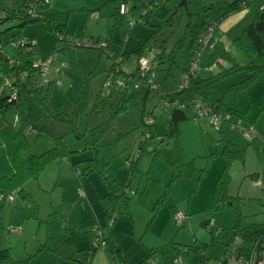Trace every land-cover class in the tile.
<instances>
[{
    "label": "rangeland",
    "instance_id": "1",
    "mask_svg": "<svg viewBox=\"0 0 264 264\" xmlns=\"http://www.w3.org/2000/svg\"><path fill=\"white\" fill-rule=\"evenodd\" d=\"M186 1V5H179L180 0H126L129 10L116 19L112 15L114 3L108 0L39 3V10L46 7L69 12L67 40H61L40 22H27L18 28L20 18L0 21V31L7 29L0 43L8 58L16 54L21 36L34 39V64L51 58L40 76L48 88L49 110L39 105L32 94L25 96L32 119L25 131L31 151L41 153L53 147L55 136H61L71 151L47 163L36 179L23 184L29 193L27 198L16 193L4 201L0 198V249L8 250V257L0 259V264L21 259H27L26 264L117 263L119 256L112 254L111 241L122 247L128 264H174L178 258L180 262L176 264H240L232 255L244 243L239 236L231 241L233 227L236 221L241 227L264 222V192L255 183L259 174L253 176L263 171L264 160L258 159L252 138L232 124L239 121L241 126L252 125L259 135H264V71L244 83L248 72L236 70L219 77L211 89L214 97L223 96L226 105L245 111V119L232 116L230 123L214 125L210 116L200 115L195 120L194 110H187L188 119L180 123L178 139L166 136L170 106L165 103L174 96L184 75L187 41L174 53L172 67L166 58L182 35L189 12L197 8L196 0ZM210 1L215 0H201ZM11 3L12 0H0V12ZM167 9L173 10V24L157 28L160 15ZM251 18L245 8L212 31L198 55V75L206 77L220 69L218 61L216 65L208 64L212 46L218 40L235 62L246 63V54L234 38ZM156 28L148 46L137 54ZM140 58L151 67L157 65L152 69L157 88L151 89L137 79L138 86L130 88L137 90L136 106L114 114L121 89L103 85L106 69L114 64L124 71H133ZM222 65L227 68L231 62ZM9 66L10 61L0 59V88L5 92H9L13 75L2 71ZM97 66L104 69L98 70ZM87 74L91 75L81 97ZM78 100L81 108L77 109L73 131L70 123L53 114L71 113ZM14 118L15 109L10 107L0 116V127L13 123ZM147 123L154 136L149 135ZM19 124L15 122L16 126ZM99 124L104 125V131L98 138L96 153L84 148V140L76 133ZM230 138L245 151L243 161L233 159L227 167L228 193L237 198V203L226 206L215 203L213 190L225 165L220 152L224 141ZM15 146L11 137L0 144V175L10 173L8 153ZM94 157L104 164L105 174L114 183L129 181L127 203L120 197L109 210L110 218L104 215L100 200V195L108 191L104 173L85 169ZM136 157L138 170L130 175L127 163ZM177 160L193 161L195 168L171 180V163ZM144 189L147 195L142 198L139 193ZM89 220L91 225L87 226ZM95 228L106 238V245L96 249L92 231ZM54 240L68 244L74 259L50 252L45 244Z\"/></svg>",
    "mask_w": 264,
    "mask_h": 264
},
{
    "label": "trees",
    "instance_id": "2",
    "mask_svg": "<svg viewBox=\"0 0 264 264\" xmlns=\"http://www.w3.org/2000/svg\"><path fill=\"white\" fill-rule=\"evenodd\" d=\"M108 1L114 3V11L112 15L116 19L117 15H119V3L123 1L126 2V0ZM153 1L154 0H151V3H153ZM30 2L31 0H12L11 6L7 10H1L0 21L11 18H20L19 24L16 25L18 28L22 27L27 22H40L45 29L57 33L61 40H67L65 30L69 12L53 8L41 11L38 10L37 5L36 14L31 15L29 13ZM15 5L19 7L15 8ZM261 5L263 7L262 9H260ZM196 6L197 8L195 11L189 12L182 35L179 36L167 55L166 61H168L169 66H173L174 53L184 46L186 40L187 43L185 44L184 51L185 67L183 69L185 72L189 68L191 59L200 53L203 46V39L207 33L213 31L217 24L229 14L245 8L250 11L252 18L239 35L234 38V42L244 51L247 61L245 64H238L223 47L220 40L214 43L208 57V64L211 65L221 59L231 62V65L227 68L220 65L218 72L214 74L211 73L206 77L198 75L195 71V74L189 77L186 87L180 90L176 88L174 96L167 101V103L171 102L173 104L166 105L170 106V116L168 118L169 130L166 136L175 139H178L181 132L180 123L188 119L186 111L194 110L199 104L206 105L213 111L228 112L232 116L245 119V111H238L236 108L226 105L223 96L214 97L211 94V89L219 77L225 76L236 70H245L248 72V76L244 83L251 81L261 71H264V0H215L214 2L210 1L208 3H202L201 0H196ZM160 19L161 21L157 25V28L162 25H172L173 10H165L160 15ZM157 28L156 30H153L143 42L142 46L137 50V54L141 53L145 46H148V40L154 37ZM6 30L7 29L0 31V40L2 33ZM17 36H20V31L17 32ZM32 40L33 37L31 36L19 37L20 42L16 46L17 51L12 58H8L5 55L3 45L0 43V59L3 61H10L9 68L2 73L13 75V78L9 83V92H5L0 88V116L3 115L8 108L13 107L17 116L16 122H20L18 126L14 123L7 122L0 127V144L3 143V140L6 137H11L16 142L14 151L8 153V158L12 165V171L8 174L0 175V196L2 201H4L8 195L14 193L20 195L23 199L27 198L29 193L23 189V184L29 179H36L47 163L65 157L71 152L61 136H55V145L41 153H33L26 138L25 131L28 126L32 124V119L29 115V108L25 102L26 94H32L39 105L44 107L47 111L49 110L47 105L48 88L42 84L40 80L42 70L32 61V55L35 53V48L31 43ZM114 68L115 65L112 64L106 70L111 71ZM153 68H157V65ZM97 69L100 70L104 68H99V66H97ZM135 72L136 69L130 72H123L121 68L118 67L115 71V75L119 77H134ZM90 75L91 74H87L84 89L80 91L82 94L81 97L84 96L86 82ZM119 88L121 89V97L114 110V114L127 108L135 107L137 104V90ZM13 92L15 93V98H12ZM76 106L77 108L69 114L59 112L58 114H53V117L70 123L73 126V131H75L77 109L81 108L79 100L77 101ZM148 126L149 135L154 136L153 130L149 124ZM103 131L104 125L99 124L95 127L87 128L83 133H76V136L81 137L84 140V148H92L97 153L98 138ZM252 142L258 159L260 161L264 160V135L258 134L257 137L252 138ZM244 151L245 149L236 144L232 138L224 141L220 155L225 159V165L213 190V199L216 204L233 206L237 203V198L228 193L227 182L229 175L227 167L229 162L233 159L243 161ZM138 157L131 161L128 166L130 175H133L138 170ZM171 165V180L178 176L187 175L195 168L193 161L179 162L177 160L171 163ZM85 169H97L104 173L105 181L108 185V191L100 196V200L103 203L104 215L107 218H110L109 210L114 208L120 197H122L124 202L127 203L125 191L129 185V181L126 180L121 184L114 183L113 180L105 174L104 164L101 163L97 157L90 158ZM255 175L258 174L254 173L253 176L255 177ZM139 195L144 198L147 195V191L144 189ZM233 231L231 241L235 239L236 236H239L244 243L242 248H247L252 241L264 234V222L241 227L236 221ZM45 246L50 252H57L65 258L74 259L72 256L73 254L69 251L71 247L68 244L64 245L62 240H55L50 244H45ZM111 247L112 254L114 256H119V261L116 264H128L126 258L121 253L122 247L115 244L114 241H111ZM7 257L8 250L6 248L0 249V259ZM26 261L27 259L14 260L12 264H26Z\"/></svg>",
    "mask_w": 264,
    "mask_h": 264
},
{
    "label": "built area",
    "instance_id": "3",
    "mask_svg": "<svg viewBox=\"0 0 264 264\" xmlns=\"http://www.w3.org/2000/svg\"><path fill=\"white\" fill-rule=\"evenodd\" d=\"M49 0H31L30 7H29V13L31 15L36 14V6L39 3H48ZM262 5L260 6V9H262ZM129 10L128 3L123 1L120 2L118 5V12L119 14H125ZM212 33V31H209L205 38L203 39V45L206 43L209 35ZM20 41L16 44V46L19 44ZM32 45H35L34 39L31 41ZM203 47V46H202ZM199 55V53H198ZM198 55L194 56L191 61L189 68L184 72V75L180 82L177 85V89L180 90L188 84L189 77L193 76L195 74V71L197 69V60ZM51 58H48L45 62L36 64L40 67L42 72L48 64H50ZM117 66L111 71H108V74L106 75L103 85L104 86H117L121 88L130 89L133 85L134 88L138 86V82L136 80H143L151 89H156L157 86L155 84V73L153 72L152 68L145 59L140 58L138 61V66L136 68V72L134 77H119L115 75V71L117 70ZM12 98H15V93L13 92ZM170 105L173 103H165V105ZM200 115H208L210 116L212 123L214 125H217L218 123L222 122H230V114L228 112H218L213 111L210 107L199 104L194 109L193 118L195 120L198 119ZM150 122V119L147 120ZM233 123V122H232ZM149 124V123H147ZM232 125H235L244 135L249 136L251 138H255L258 135L257 130L254 126L248 125V126H241L239 121L234 122ZM131 162V161H130ZM130 162L127 163V165L130 164ZM255 182L261 187L262 191L264 192V171H262L258 179L255 180ZM81 193V191H79ZM9 197H12V194L8 195ZM13 231H17V229L13 228ZM11 230V231H12ZM93 233H95V238L93 240V247L97 248L99 245L105 246L106 240L102 237L101 231H99L97 228L92 230ZM236 260L239 261L240 264H264V234L257 237L254 241L250 243V245L247 248H238L232 255ZM180 259H174V264L179 263ZM111 264H116L115 262H112Z\"/></svg>",
    "mask_w": 264,
    "mask_h": 264
},
{
    "label": "crops",
    "instance_id": "4",
    "mask_svg": "<svg viewBox=\"0 0 264 264\" xmlns=\"http://www.w3.org/2000/svg\"><path fill=\"white\" fill-rule=\"evenodd\" d=\"M39 6H37V8H38ZM41 8V11H43V10H47V9H49V8H46V7H40ZM39 10V9H38ZM235 13H237V12H234V13H231V14H229L227 17H230V16H233V15H235ZM227 17H225L221 22H223ZM221 22H219L218 24H217V26H219L220 24H221ZM216 26V27H217ZM32 37V36H31ZM218 63H220L221 65L224 63L225 64V61H223V60H221V59H219L218 60ZM212 65H216L215 63L214 64H211V66ZM223 66V65H222ZM123 72H130V71H124L123 69H121ZM0 71H1V68H0ZM3 72V71H2ZM1 76V75H0ZM239 111V110H238ZM29 115H30V112H29ZM31 117V116H30ZM16 118H17V116H16V113H15V118H14V124H15V122H16ZM236 118H238V117H236ZM230 119H232V115L230 116ZM223 124H228V123H230L229 121H225V122H222ZM6 124V123H5ZM3 126V125H2ZM32 127V126H31ZM233 139V138H232ZM11 171H12V169H11ZM10 171V172H11ZM257 174H260V172L259 173H257ZM26 183V182H25ZM256 183V182H255ZM23 189H24V187H23ZM80 193V192H79ZM80 194H82V192L80 193ZM104 194H105V192H104ZM13 195V194H12ZM103 195V194H102ZM101 196V195H100ZM0 198H1V196H0ZM88 225L87 226H90L91 225V223H90V220L88 221V223H87ZM55 241V240H54Z\"/></svg>",
    "mask_w": 264,
    "mask_h": 264
},
{
    "label": "water",
    "instance_id": "5",
    "mask_svg": "<svg viewBox=\"0 0 264 264\" xmlns=\"http://www.w3.org/2000/svg\"><path fill=\"white\" fill-rule=\"evenodd\" d=\"M179 5H186V0H180Z\"/></svg>",
    "mask_w": 264,
    "mask_h": 264
}]
</instances>
